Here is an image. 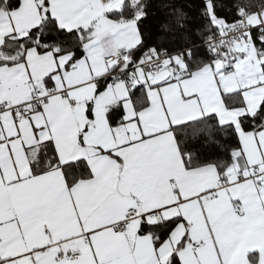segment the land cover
I'll return each instance as SVG.
<instances>
[{"label":"snow or ice","instance_id":"1","mask_svg":"<svg viewBox=\"0 0 264 264\" xmlns=\"http://www.w3.org/2000/svg\"><path fill=\"white\" fill-rule=\"evenodd\" d=\"M0 0V264H264V0Z\"/></svg>","mask_w":264,"mask_h":264},{"label":"trees","instance_id":"2","mask_svg":"<svg viewBox=\"0 0 264 264\" xmlns=\"http://www.w3.org/2000/svg\"><path fill=\"white\" fill-rule=\"evenodd\" d=\"M169 0H151L152 8L149 10L150 15L147 20L144 21L143 28L146 33L157 34L158 21L164 19L165 9L161 5L168 3ZM176 2L184 3L185 0H176Z\"/></svg>","mask_w":264,"mask_h":264}]
</instances>
